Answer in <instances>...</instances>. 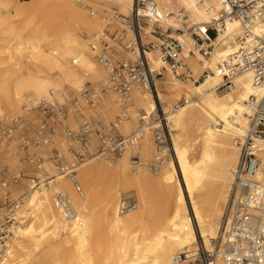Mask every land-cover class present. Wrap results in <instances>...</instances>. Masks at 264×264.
I'll return each mask as SVG.
<instances>
[{
	"label": "bare ground",
	"instance_id": "obj_1",
	"mask_svg": "<svg viewBox=\"0 0 264 264\" xmlns=\"http://www.w3.org/2000/svg\"><path fill=\"white\" fill-rule=\"evenodd\" d=\"M155 2L158 17L142 10L143 41L157 46L148 53L151 63L161 64L163 40L155 32L176 37L188 78L168 69L156 94L135 86L123 105L97 55L105 29L118 25L120 32L109 41L116 50L113 57H137L136 44L122 45L135 40L133 30L112 14L117 7L131 16L135 0H0V123L17 120L19 130L34 120L42 103L56 108L69 104V130L80 131L79 115L82 125L92 128L83 160L72 151L77 139L57 128L51 143L59 149L61 165L40 146L46 156L41 166L28 167L29 174L12 184L18 206L0 264H172L183 250L201 244L211 249L250 118L264 98L251 70L237 73L233 86L219 91L218 65L240 49L252 50L264 35V21L255 22L242 44L237 40L240 22L226 21L205 58L192 47L188 29L216 18L221 0ZM87 84L101 95L99 103L83 99ZM159 105L162 117H157ZM161 119L169 134L164 144L154 134ZM102 122L107 132L115 129L124 139L120 156L100 149L101 143L110 145L96 132ZM9 143L12 150L14 143ZM254 144L259 166L253 178L264 187V137H256ZM5 147L0 134L2 158ZM31 174L42 179L40 186H34ZM132 200L135 207L126 208ZM4 221L0 211V227Z\"/></svg>",
	"mask_w": 264,
	"mask_h": 264
},
{
	"label": "built area",
	"instance_id": "obj_2",
	"mask_svg": "<svg viewBox=\"0 0 264 264\" xmlns=\"http://www.w3.org/2000/svg\"><path fill=\"white\" fill-rule=\"evenodd\" d=\"M221 2L223 8L216 18L188 29L192 38V47L205 58H209L214 51L215 41L224 31L226 21L240 22L242 33L237 36V40L241 44L250 36L255 22L258 19L264 21V0H221ZM146 9L152 15L159 16L155 0H135L131 16H119L123 23H127L134 32L135 40H128L124 46L131 48L132 45H137L139 53L135 59L121 60L113 57L116 50L110 46L109 41L116 35L111 33L109 27L101 36L103 50L99 52L97 59L107 69L110 85L123 105L130 99L135 86L143 87L156 94L158 85L164 79L165 71L168 69L180 78L188 77L189 69L182 54V43L176 37H166L163 41L161 64L157 66L151 63L148 53L155 50L157 46L154 41L148 43L143 41L145 16L142 10ZM156 22H158L157 19ZM155 34L164 35L160 31ZM244 70L253 71L254 82L264 89V35L257 38V45L252 50L240 49L235 56L222 59L218 65V71L222 76L220 89L232 87L236 74ZM91 87L89 84L86 85L82 91V97L89 104H95L100 101L101 95L94 92ZM160 122L162 126L157 127L154 134L157 141L164 144L167 141L168 126L163 119ZM18 124L17 120L1 121L0 127L7 141H10L14 135ZM89 125L83 124L78 133L67 131L69 137L77 139L78 147L73 152L78 160H83L88 153L89 137L92 133ZM54 130L52 124L41 122L37 132V143L43 147L49 146ZM96 132L102 141L107 138L110 140L108 150L120 153L124 149L125 143L122 136L111 137L110 133H105L103 127L96 128ZM256 137H264V98L255 104L249 129L241 144L240 159L233 172L231 190L218 237L213 240L211 249H206L201 244L195 250L186 249L175 254L172 264H217L218 259H222L223 264H264V187L253 178L259 166L257 147L254 144ZM23 140V149H27L33 143L32 139L27 137ZM56 157L57 163L61 165L63 161L60 153H57ZM36 160V167H40L44 158L38 157ZM18 177L20 175H15L14 179ZM33 180L36 187L43 182L39 177H34ZM3 184L6 186L5 182ZM60 201L66 203L63 197ZM17 206V201H11L0 209L5 217L0 227V254L10 226L15 220L14 212ZM126 206V208H134L135 201H130Z\"/></svg>",
	"mask_w": 264,
	"mask_h": 264
},
{
	"label": "rangeland",
	"instance_id": "obj_3",
	"mask_svg": "<svg viewBox=\"0 0 264 264\" xmlns=\"http://www.w3.org/2000/svg\"><path fill=\"white\" fill-rule=\"evenodd\" d=\"M87 9L90 10L92 9V7L88 6ZM115 13L117 15L119 14V16L122 15L120 14V10L117 7L113 8L112 14L114 15ZM143 25L146 26V24H143ZM110 30H111V33H115V35H118V33L120 32V28L118 25H114L113 29H110ZM155 35H157L163 41L165 40L166 37H168L167 34H164L163 36H159L158 34H155ZM122 45L124 46V42L122 43ZM187 78L188 77H184L182 79L187 80ZM159 86H161V82L159 83L158 87ZM223 90L224 89H220L219 91H223ZM68 111H69V104L67 105L65 104L64 106L60 108H56L49 104H41L35 110V116L33 118L34 119L33 121L32 120L27 121L26 124L19 130H17L18 125L16 126L14 135L12 136L10 141H7L5 135L3 134L2 128L0 127V130H1L0 134H1L2 141H4L6 144V147L1 151V153L5 157L4 158L0 157V190H1L0 191V209L4 207L6 204H8L9 202L11 201L14 202L15 199L18 197L17 195H14V193L11 190L12 184H15L24 175L29 174L28 167L36 168L37 166L36 159L38 157H43L44 159L46 157L42 154L43 149L40 148L41 145L37 143L38 141L37 132L39 130L41 122L45 121L54 126L55 130L53 131L52 139L54 138L57 128L61 129V133L63 135L67 136V131L70 129L69 126L65 123V119H67L69 116ZM79 113L80 111L76 110V114H79ZM162 113H163L162 108L159 105V109L157 110V117H162ZM82 117H83L82 115H79L80 123H79V128H77V130H80V127L83 123ZM157 121H161V120H157ZM101 125H103V122L101 123ZM103 128H104L105 133H110L111 137L118 138L121 136L118 132H116L115 129H112L109 132H107L108 128L106 125H103ZM24 137H27L28 139H32V142H33L32 144H30V146L27 149L22 148ZM166 140H169V134L167 131H166ZM11 141L14 143V148L12 150H9L8 146L10 144L9 142ZM75 147L76 145L72 147V151H74ZM105 148H108V146L105 147L101 143L100 149L105 150ZM7 151H9V153H13V151H19V153L13 156V155L7 154ZM105 151H107L108 154L112 157L120 156L119 155L120 153L112 152L111 150H108V149ZM44 152L47 153V156L51 160H55V162H57L56 156H57V153H59V149L57 148V146H54L51 143L49 146H45ZM11 158H16L14 163L11 161ZM15 175H20V177H18V179L15 180L14 179ZM35 176L36 175L34 174L32 175L33 178ZM3 182L7 183V185L3 186Z\"/></svg>",
	"mask_w": 264,
	"mask_h": 264
}]
</instances>
